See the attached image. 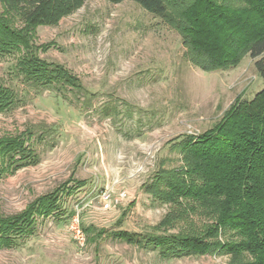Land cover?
<instances>
[{
    "label": "rangeland",
    "instance_id": "obj_1",
    "mask_svg": "<svg viewBox=\"0 0 264 264\" xmlns=\"http://www.w3.org/2000/svg\"><path fill=\"white\" fill-rule=\"evenodd\" d=\"M165 1L171 22L134 1L87 0L59 25L31 32L0 6L5 23L28 33L39 60L62 66L89 92L84 97L69 88L64 99L56 89L29 87L16 67L26 55L23 45L20 52L0 51V86L17 95L13 108L0 113V139L32 131L26 146L40 157L36 165L0 174V219L10 222L70 180L85 182L62 195L58 215L37 220L33 236L0 249V264H244L245 259L223 255L219 247L200 251L210 247L212 237L204 238L205 244L196 241V254L180 251L179 257L168 258L108 234L95 241L89 231L94 227L179 239L230 231L217 226L222 212L211 197L205 204L199 195L175 194L174 201L154 195H173L169 183L202 186L188 143L220 133L229 113L251 105L264 89L249 55L239 53L243 56L236 67L208 72L188 60L183 37L210 13L217 24L230 22L224 23L225 30L236 25L243 31L247 21L260 30L264 0ZM227 38L223 45H230L231 52L242 50V36ZM85 98L90 99L88 107ZM106 105L114 107L115 115L104 116ZM108 190L113 208L104 209L101 196ZM77 212L86 237L83 247L70 230ZM230 240L241 239L231 235Z\"/></svg>",
    "mask_w": 264,
    "mask_h": 264
},
{
    "label": "trees",
    "instance_id": "obj_2",
    "mask_svg": "<svg viewBox=\"0 0 264 264\" xmlns=\"http://www.w3.org/2000/svg\"><path fill=\"white\" fill-rule=\"evenodd\" d=\"M86 1L0 0V6L7 14L18 17L25 24V29L31 32L37 27L59 25L64 18L80 10ZM106 1L112 4L134 1L157 18L167 22L173 20L165 0ZM261 10L264 18V1ZM5 20V16L0 13V51L20 52L23 45L26 55H23L16 67L18 75L23 77L29 87L56 89V93L64 99L69 88L84 97L89 95L80 80L62 66L39 60L36 48L28 44V33L24 30L15 31ZM224 23L230 22L224 19L223 25L217 24L213 13H210V16H206L202 22L191 28L190 34H185L183 45L186 47L185 55L188 60L208 72L225 71L236 67L243 56L241 54L245 53L255 61L256 71L264 80V27L257 30L254 24L247 21L242 24L246 26L243 31L240 26L234 25L235 32L233 26L225 30ZM232 35L242 36L243 47L239 52H231L230 45H223L228 40L227 37ZM24 40L25 44H22ZM87 99L85 98L84 104L88 107L91 103ZM16 101L17 95L13 90L0 86V113L11 110ZM102 111L105 117L115 115L112 106L106 105ZM32 139L33 133L29 130L0 139V174L14 173L40 162V157L33 148L30 151L26 146ZM187 148L188 155L194 157L196 168L193 171L201 176L202 186L196 189L195 185L169 183L173 195L163 197L155 192L154 196L163 201H171L175 194L199 195L200 198H206L203 201L205 204H209L208 199L211 197V200L218 201V208L222 212L217 226L230 231L221 235L218 232H207L205 235L192 237L195 240L191 246L190 237L179 239L172 235L166 238L153 234L144 237L125 231L107 233L105 230L97 231L90 227L89 231L94 233L95 241L108 234L115 240L142 249L159 250L162 257L165 255L168 258H177L180 251L187 255L196 254V241L203 240L205 244L207 239L204 238L212 237L210 247H203L200 251L219 247L223 255L245 259L244 264H264V89L251 105L242 106L239 110L233 109L223 121L220 133L202 136L196 143L190 141ZM71 184L74 185L69 187ZM84 186V181L70 180L66 188L35 200L23 214L10 222L7 223L1 218L0 249L18 246L17 239L33 236L37 231L38 219L49 218L61 212L60 200L64 193L72 194L75 189ZM13 228L16 237L11 238ZM231 235L241 240L233 242L230 240Z\"/></svg>",
    "mask_w": 264,
    "mask_h": 264
},
{
    "label": "built area",
    "instance_id": "obj_3",
    "mask_svg": "<svg viewBox=\"0 0 264 264\" xmlns=\"http://www.w3.org/2000/svg\"><path fill=\"white\" fill-rule=\"evenodd\" d=\"M121 199L126 198V193L122 192L120 194ZM101 201L104 203V209L113 208V200H112V192L111 190L105 191L101 196ZM118 200H116L117 202ZM70 230L72 232L73 238L78 242L79 246L83 247L86 243V237L80 227V213L77 212L75 218L73 219V223L71 224Z\"/></svg>",
    "mask_w": 264,
    "mask_h": 264
}]
</instances>
